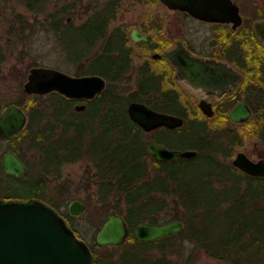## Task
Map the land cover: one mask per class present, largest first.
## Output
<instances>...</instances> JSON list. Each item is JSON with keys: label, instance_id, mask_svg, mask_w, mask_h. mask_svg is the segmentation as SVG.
I'll return each mask as SVG.
<instances>
[{"label": "trees", "instance_id": "1", "mask_svg": "<svg viewBox=\"0 0 264 264\" xmlns=\"http://www.w3.org/2000/svg\"><path fill=\"white\" fill-rule=\"evenodd\" d=\"M8 1L0 0V10ZM17 1L29 10L41 12L49 0ZM155 1L145 0L148 5ZM121 2L90 0L85 9L88 15L78 24L66 22L58 15L72 4H64L56 13L47 14L54 17L49 23L58 48L69 64H77L73 73H99L106 78V87L95 97L81 100L57 91L49 92L52 116L40 124L44 114L40 115L41 109L33 106V100L40 94L33 93L25 103L23 99L27 93L22 91L23 97L11 102L22 106L29 117L24 128L8 138L11 146L7 151L26 159L19 143L30 139L28 146L39 151L37 172L32 180L25 179L26 174L36 171L28 163L29 169L23 176L3 172L4 175L25 185L30 183L32 188L27 195L39 199L45 197L49 179L60 176L63 163L92 159L96 187L91 194L100 203L103 216L115 208L124 215L129 226L125 241L111 245L120 247L117 256L113 252L101 254L97 248L106 245L99 244L96 238L93 243H87L95 264H194L200 250L230 264H264V176L250 175L226 162V156L232 153L226 141H217L218 146L212 145L211 151L200 146L201 135L196 129L191 131L186 127L188 124L174 129L173 134L176 138L192 139L186 145L198 149L195 156L162 161L147 151L151 134L132 121L127 103L143 100L163 110L183 111L151 102L152 76L147 71L138 75L135 90L124 92L129 88L126 83L130 82L134 70L130 25L111 26ZM16 18L19 25H12L8 31L14 30L18 40L25 39L26 29L32 31L44 25L42 21H28L21 13L16 14ZM59 39H63L60 44ZM4 58L0 39V62ZM78 101L86 103L84 109L74 108ZM4 107L0 105V111ZM192 127L197 128L196 125ZM234 134L238 137L239 131ZM185 161L187 165L202 162L204 168L185 171L182 167ZM57 191L61 192L60 188ZM55 204L57 206V202ZM64 215L70 220L69 211ZM176 218L184 222L178 233L152 241H139L132 236L133 227L140 221L161 222ZM72 229L81 237L75 227Z\"/></svg>", "mask_w": 264, "mask_h": 264}, {"label": "water", "instance_id": "2", "mask_svg": "<svg viewBox=\"0 0 264 264\" xmlns=\"http://www.w3.org/2000/svg\"><path fill=\"white\" fill-rule=\"evenodd\" d=\"M169 6L188 9L198 17L241 22L238 5L233 0H161ZM259 37L264 41V18L255 22ZM134 41L147 40L148 34L138 29L131 30ZM178 53L166 51L164 56L172 59L176 69L193 85L205 71L220 68L218 64L199 59L180 48ZM221 66V70H223ZM219 69H217L218 71ZM106 87V78L99 73L75 74L59 68L32 66L23 83L27 94H44L57 91L74 99H90ZM83 101L76 102L74 108L82 110ZM129 117L148 131L160 125L175 127L183 123L180 115L158 110L148 103L130 100L127 103ZM231 118L243 120L250 109L239 103L232 108ZM28 116L22 106L7 104L0 111V138L13 136L26 125ZM147 151L156 159L173 161L182 157H192L196 149H172L163 143L149 142ZM232 163L250 175L264 176V158L254 160L244 151H238ZM3 172L22 176L27 171L24 161L14 152L6 151L2 156ZM85 203L80 199L69 202L70 214L83 212ZM182 219L161 222L143 220L132 229V236L139 241H152L182 230ZM129 234V226L124 215L111 208L106 219L96 233V241L101 245H119ZM0 264H95L89 245L66 223L56 209L39 199L2 198L0 196ZM201 264H208L203 262Z\"/></svg>", "mask_w": 264, "mask_h": 264}, {"label": "flooded vegetation", "instance_id": "3", "mask_svg": "<svg viewBox=\"0 0 264 264\" xmlns=\"http://www.w3.org/2000/svg\"><path fill=\"white\" fill-rule=\"evenodd\" d=\"M233 2L238 5V13L241 16V22L238 24H234V20L198 17L186 8L169 6L165 3L170 11L166 19L170 24L169 36L161 35L165 19L156 17L157 15L153 12L147 15L148 22L139 26L125 22L118 23L130 25L129 44L133 51V44L138 46L139 51L136 55L143 57L142 62L137 66L139 69L137 67L133 69H137V75L147 71V74L152 76L151 102L178 107L183 111V113H177L152 106L158 110L180 115L183 123L175 127L160 125L148 130L147 132L151 134L149 142L163 143L172 149L192 148L198 152L197 148L186 144H170L164 136L188 124L186 127H190L191 131L196 129L197 134L201 135L200 146L209 151L212 145L218 146L217 141L221 142V140L228 142L232 151L234 147L241 145L239 143H241L243 131L234 126L245 125L250 133L257 135V139L259 138L264 143V41L259 37L255 28V22L263 19L264 13L253 21L247 20L242 12L241 4L237 0ZM133 28L148 34L149 38L134 41L131 36ZM179 48L199 59L218 64L220 68L205 71L199 83L193 85L176 69L173 60L163 55L166 51L178 53ZM132 50L131 64L134 59ZM239 103H244L250 109V114L243 120H234L230 112ZM26 113L28 116L27 111ZM260 118V122L255 121ZM255 124L257 128L253 127ZM193 125L197 128H193ZM238 131L239 138L234 134ZM260 131L263 133L261 134ZM228 151L231 152V150ZM256 157L257 159L264 158V151L256 154ZM21 159L28 171V162L26 159Z\"/></svg>", "mask_w": 264, "mask_h": 264}, {"label": "rangeland", "instance_id": "4", "mask_svg": "<svg viewBox=\"0 0 264 264\" xmlns=\"http://www.w3.org/2000/svg\"><path fill=\"white\" fill-rule=\"evenodd\" d=\"M89 1L90 0H49L44 10L41 12L29 10L17 0H9L3 6L0 10V39L2 50L5 55L4 60L0 62V105H2V107L11 101L23 97V83L27 79V74L32 66H47L59 68L71 73L74 72L77 64L75 62L69 64L62 50L58 48L56 35L53 33L49 23L52 16L47 14L56 13L59 7L64 4H72L66 12H59L58 15L59 17H63L66 22L72 21L78 24L88 15L85 9ZM237 1L241 4L242 12L245 14L247 20L253 21L264 13V0ZM150 12L155 13L157 15L156 17L165 19L163 33L161 35L169 36L170 24L166 19L168 15H170V11L161 0H156L155 3L149 5L145 0H122L116 19L111 26L121 22L139 26L140 24L148 22L147 15ZM18 13L23 14L25 18L32 23L38 20L40 22L42 21L44 25L42 28L38 26L32 31L26 29L25 39L18 40V36H14L16 34L14 30L12 31L13 33L8 31L12 25L16 27L19 25L16 18V14ZM62 41L63 39H59V44ZM133 47V67H137L142 62L143 57L136 55L137 51H139L138 46L133 44ZM137 68L139 69V67ZM136 70L137 69H134V72L131 73L130 82L126 83V85L129 86L128 89H124L126 93L136 88L138 78ZM119 86L124 87L122 84ZM31 98L32 94H27L23 100L27 103ZM33 101V106L41 109L39 114H44L43 118L39 120V124L45 122L48 117L52 116L51 112L53 111V105L52 97L49 92L40 94V96L35 97ZM255 121L260 122L261 118ZM234 127L236 129L240 128L243 131L241 143H239L241 145L233 148L232 153L226 158V162L229 161L232 163V159L238 150H243L253 159H257L256 154L264 151V143H262L259 138L257 139V135L250 133L248 127L245 125ZM253 127L257 128L256 124ZM164 136L168 143L176 145L190 143L192 140L183 138L182 136L181 138H176L171 132L164 134ZM29 140L30 139L21 141L19 143V148L23 152V156L27 159L28 163L33 166L32 169H35L37 167L39 151L28 146ZM8 146H11L9 139L0 138V196L2 198L29 199L31 197L27 194L30 192L32 185L30 183H26L25 185V183L12 176H6L3 173L1 163L2 155L7 151ZM187 162L188 161H185L182 165L185 171L201 170L204 168L202 162L200 163L198 161L191 165H187ZM94 171L95 166L92 159L84 158L75 162L63 163L60 176L55 178L49 177L50 179L44 192L45 197L39 198V200L53 206L71 228L75 227L81 235L80 238L86 243L94 242L96 233L107 216V214L103 216L100 203L96 200L94 195L91 194L96 187V176L94 175ZM36 172L37 168L32 175H30V173L26 174L25 179L35 178ZM59 188L61 192L64 193L57 191ZM7 195L22 196L8 197ZM62 197H65L64 200H61ZM73 199H80L83 201L85 203V208L83 212L78 215L70 214V220H68L64 217V214L68 211L69 202ZM51 200H54V203L57 202V206L56 204L54 205ZM88 201H90V203H88ZM97 250L101 252V254L113 252L115 253L114 255L117 256L121 249L120 247L114 248V246L106 245L97 248ZM203 262L208 264H230L228 261L212 257L205 251L200 250L194 264H201Z\"/></svg>", "mask_w": 264, "mask_h": 264}]
</instances>
